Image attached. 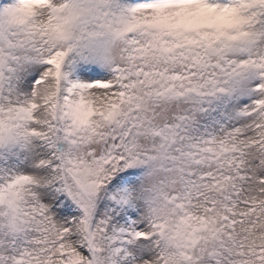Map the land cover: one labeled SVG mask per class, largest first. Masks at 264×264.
Listing matches in <instances>:
<instances>
[{"label":"snow or ice","instance_id":"snow-or-ice-1","mask_svg":"<svg viewBox=\"0 0 264 264\" xmlns=\"http://www.w3.org/2000/svg\"><path fill=\"white\" fill-rule=\"evenodd\" d=\"M0 264H264V0H0Z\"/></svg>","mask_w":264,"mask_h":264}]
</instances>
